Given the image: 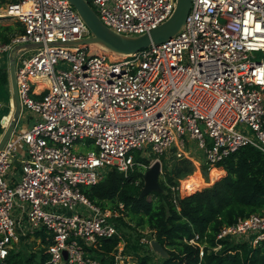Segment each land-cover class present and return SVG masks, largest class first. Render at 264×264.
I'll return each mask as SVG.
<instances>
[{"label":"built area","instance_id":"2783aa9c","mask_svg":"<svg viewBox=\"0 0 264 264\" xmlns=\"http://www.w3.org/2000/svg\"><path fill=\"white\" fill-rule=\"evenodd\" d=\"M86 1L108 28L128 36L154 29L176 6V0ZM0 18L23 25L22 33L0 43V54L21 57L18 65L15 58L17 95L37 116L0 149V264H9L20 235L38 231L52 241L43 264H101L87 250L101 238H122L119 213L99 209L82 187L108 169L144 176L169 148L176 159L197 164L194 144L208 173L242 146L264 155V0H191L176 35L113 61L76 43L90 33L67 0L5 3ZM29 43L40 46L28 58L18 55L22 49L13 53ZM239 123L252 135L237 130ZM83 139L96 148L84 151ZM146 146L155 157L132 154ZM16 154L24 156L20 180L9 183L4 176ZM83 207L86 213H78ZM197 239L189 243L202 257L205 245ZM221 240L258 245L264 216L253 213L223 226L211 251L222 247Z\"/></svg>","mask_w":264,"mask_h":264},{"label":"trees","instance_id":"16d2710c","mask_svg":"<svg viewBox=\"0 0 264 264\" xmlns=\"http://www.w3.org/2000/svg\"><path fill=\"white\" fill-rule=\"evenodd\" d=\"M15 1L0 0V7ZM23 31L20 21L0 22V43H8L11 37ZM8 81L5 65L0 68V86H6ZM5 94L3 115L8 110L9 94ZM193 167L194 164L185 158L176 160L171 168L162 166L163 176L158 181L160 190L146 196L140 195L144 184L140 172L135 170L125 176L114 168L108 169L97 183L83 186L82 191L99 209L115 210L124 215L127 220L121 216L115 220H119L122 227L133 229L135 233L137 229H147L149 239L158 241L168 253L160 264H264V240L254 247L248 242L233 244L221 240L222 247L217 252L211 251L215 236L223 226L253 213L264 216V155L250 145L239 147L217 163L225 175L202 189H199L203 182L198 175L186 176ZM209 173L211 181L221 174L215 169ZM137 178L141 179L140 184L135 183ZM182 178L183 189L188 193L184 196L179 193ZM36 236L41 245L37 252L26 254L10 250L7 262L43 264L49 258L47 248L52 241L43 231L36 232ZM195 236L199 244L205 245L202 257H199L198 246L189 243ZM121 237L129 239L125 232ZM122 238H101L95 247L88 248L87 255L101 264H114V254ZM124 247L138 253L139 246L128 240ZM149 260L148 255L137 258L138 264H149Z\"/></svg>","mask_w":264,"mask_h":264},{"label":"rangeland","instance_id":"374dc122","mask_svg":"<svg viewBox=\"0 0 264 264\" xmlns=\"http://www.w3.org/2000/svg\"><path fill=\"white\" fill-rule=\"evenodd\" d=\"M3 6H4V4H3ZM91 6L94 8V6L92 4H91ZM2 19L3 20H1V23H4V24L12 23L13 21H15L14 19H9V18H2ZM89 47H90V50H92L94 52L100 51L102 49L103 50L102 52H106L109 55L110 61H113L114 59L120 58V56L109 53L108 52L109 50L106 51L105 49H103L102 47H100L97 44H90ZM33 53H34V49H22L21 51L18 52V55H22L23 58H28ZM14 57L16 58V64L18 65L19 59L21 57H17L16 55H14ZM8 60H9V54H7V53L0 54V65L1 64H3L4 66L7 65ZM64 67H65V65L58 66V68H64ZM8 80H9V75H8ZM5 89H6V92L9 94L8 101H7L8 110L6 112V114H7L6 116H9L8 122L6 124V125H8V123L12 119V115L14 112V102L12 100V91H11L10 81H8V84L6 86H4V87L0 86V113L3 112L4 107H6L7 95L5 94L6 93ZM2 116H3V113L0 114V119H2ZM35 119H36V114H34L32 111H30L29 109H27L25 107H21V114L19 116V119H18V122L15 126L14 131H16V132L22 131L23 132L24 130H26L28 128L29 124L32 123V121H34ZM6 125H4V126L6 127ZM5 127H3V129ZM236 129L239 131H242V132H244L250 136L252 135L251 129L245 123H239L237 125ZM82 142H84V147L82 148L84 151L93 150L96 148L92 143H90L89 139H83ZM190 150L195 151V153L199 156V160L202 158V152L200 149H198L196 147L195 144H194L193 148ZM132 154L136 158H141L144 161H148L151 158L155 157V154L152 153L150 146H146L142 150H135L132 152ZM158 156H159V160L161 162V167L167 166L168 168H171V166L175 163V161L178 160V159H176V157L174 155V149L173 148L166 149L163 152V154L158 155ZM23 157L24 156H21L20 154H16L15 158L11 159L10 167L4 176L5 179H7V180L9 178L11 179L14 176V177H17L15 182H18L20 180L19 163H20V159H22ZM199 160L197 159V164H194L192 171L186 175V176L193 175L195 177H196V175H198L200 177V179L203 182V185H201L199 187V189H202L204 187L211 185L216 180H218L219 178H221L222 176L225 175L224 170L217 167L215 170L220 171L221 174L219 177H217L211 181L210 180V173H208L206 176L203 174L202 171L205 170L204 169L205 166L203 164L199 165L200 164ZM194 174H196V175H194ZM162 176H163V174H162V169H161V173L159 174L158 181ZM184 178L180 179V184H179V193H180V195H183V196L188 195V193L185 192L183 189V179ZM77 211H78V213H81V212L86 213V208L85 207L77 208ZM13 215L14 214H12V216ZM119 216H121L127 220V218L124 215L120 214ZM115 223L118 226L119 233H120V231L125 232L128 235L129 239H126V238L123 239L122 238V240L119 242V244L117 246V250L114 254V264H138L137 258L142 257L144 255L149 256V258H150L149 264H160L161 263V260L164 257L159 255L157 252L153 251L151 245L147 242V241H150V239H149L150 235H149V231L147 229L140 228V229H137L136 230L137 232L135 233L133 231V229L122 227L119 220L115 221ZM24 230L26 232H28L27 224H25ZM127 240L129 243L139 246L137 254H135V252L132 249L125 250L124 246H125V243ZM40 246H41L40 245V238L38 236H36V233L34 235L27 234L23 237H19L17 242H14L11 244V251L21 250L22 253L28 254V253H32V252H37V250L40 249ZM116 254H120L119 257L116 258L115 257ZM103 264H105V263H103Z\"/></svg>","mask_w":264,"mask_h":264},{"label":"water","instance_id":"95a60500","mask_svg":"<svg viewBox=\"0 0 264 264\" xmlns=\"http://www.w3.org/2000/svg\"><path fill=\"white\" fill-rule=\"evenodd\" d=\"M76 12L80 15L83 22L87 26L90 37L77 41V44H97L105 50L112 53L127 55L136 52L140 49L146 48L151 44H159L169 40L182 29L187 14L191 7V0H176V6L170 17L163 23L151 29L147 33L136 36H128L114 32L108 28L98 17L96 12L92 9L86 0H67ZM64 45H71L73 43H63ZM40 45L37 44H21L13 49L16 53L19 49L32 48ZM8 75L12 91V100L14 102V112L11 121L8 123L6 129L0 137V149L7 141V139L14 132L16 123L21 114V104L17 95L16 80H15V57L11 55L8 62ZM206 176L208 172L202 171ZM161 173V164L159 161L154 162L144 173V184L140 195L146 196L151 191L160 190L158 177ZM152 250L157 252L162 257L168 256L165 248L155 239L150 241ZM63 257L66 258V252H63Z\"/></svg>","mask_w":264,"mask_h":264},{"label":"crops","instance_id":"0c3cea01","mask_svg":"<svg viewBox=\"0 0 264 264\" xmlns=\"http://www.w3.org/2000/svg\"><path fill=\"white\" fill-rule=\"evenodd\" d=\"M1 20H3V19H1ZM1 20H0V22H1ZM34 47H32V48H27V49H33ZM8 62H9V60H8ZM2 67H4V65L3 64H1L0 65V68H2ZM7 67H8V63H7ZM7 115V114H6ZM6 115H3L2 116V119H0V127H1V129H2V131H1V133H0V137L2 136V133L4 132L3 130H5L6 129V127H7V122H8V119H9V116H6ZM36 118H37V116H36ZM18 122V121H17ZM33 122V121H32ZM17 124V123H16ZM4 125H6V127L4 126ZM31 125V123L29 124V126ZM28 126V127H29ZM3 127H5L4 129H3ZM25 131V130H24ZM23 131V132H24ZM15 133H22V131H19V132H16V131H14ZM23 153V152H22ZM21 156H22V154H21ZM21 160V159H20ZM19 168H20V163H19ZM19 176H20V170H19ZM16 178L17 177H12L11 179L9 178L7 181L9 182V183H15V181H16ZM143 181H144V179H143ZM20 237H23V236H21L20 235ZM151 241V240H150Z\"/></svg>","mask_w":264,"mask_h":264},{"label":"bare ground","instance_id":"6f19581e","mask_svg":"<svg viewBox=\"0 0 264 264\" xmlns=\"http://www.w3.org/2000/svg\"><path fill=\"white\" fill-rule=\"evenodd\" d=\"M212 170H214V169H212ZM212 170H210L209 172H211Z\"/></svg>","mask_w":264,"mask_h":264}]
</instances>
